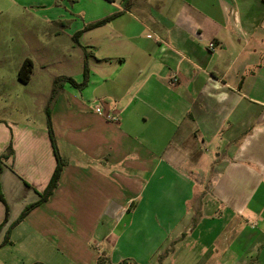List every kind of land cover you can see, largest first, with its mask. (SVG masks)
Masks as SVG:
<instances>
[{
    "label": "crops",
    "instance_id": "1",
    "mask_svg": "<svg viewBox=\"0 0 264 264\" xmlns=\"http://www.w3.org/2000/svg\"><path fill=\"white\" fill-rule=\"evenodd\" d=\"M0 24V264H264V0H0ZM59 77L65 165L21 220L58 165Z\"/></svg>",
    "mask_w": 264,
    "mask_h": 264
},
{
    "label": "trees",
    "instance_id": "2",
    "mask_svg": "<svg viewBox=\"0 0 264 264\" xmlns=\"http://www.w3.org/2000/svg\"><path fill=\"white\" fill-rule=\"evenodd\" d=\"M105 21H107V20H105ZM32 71H33L32 62L30 60H26L23 64L21 70H20V73H19L20 80L24 83H28L31 79ZM87 75H88V73L86 71V80L79 87H84L87 85V82H88L87 81ZM66 82L75 83L74 80H72L71 78H68V77H59V78H56L54 80L52 94H51V97H50L49 102H48L47 107H46L48 130H49L52 142H53L54 151H55V154L57 157L58 165H57V168L54 172V175L52 177V180H51L48 188L46 189V191L42 195V200L40 202H38L37 204L29 206L24 211L23 215L21 216V220H23L32 209H34L38 205H41L42 203L48 201V199L54 193L55 189L58 187L59 179H60V176H61V173H62V170H63V167L65 164H64V161L61 159L59 152H58V149H57V146H56V139H55L53 125H52V119H51V108H52L53 102L55 101L57 95L60 93V90L62 89L64 83H66ZM8 150L9 151L7 152L8 154H6V156H10V155L14 154V150H13L12 146H10ZM98 264H104V260L100 259Z\"/></svg>",
    "mask_w": 264,
    "mask_h": 264
},
{
    "label": "rangeland",
    "instance_id": "3",
    "mask_svg": "<svg viewBox=\"0 0 264 264\" xmlns=\"http://www.w3.org/2000/svg\"><path fill=\"white\" fill-rule=\"evenodd\" d=\"M9 15L10 14L6 15V17H5L6 20L1 21L3 24H11L10 25L11 28H9L10 34L7 36V42H8L7 47H9L10 50H8L5 53V56L8 57L9 59H11L12 62H17L21 56L23 57L24 54L28 53V51H26L28 49V47H25V48L22 47L23 40H24V38H26V36L23 35V31H24L23 28H25V27H23L24 24L21 20H17V19L16 20H8ZM0 26H1V24H0ZM58 54H60V53H58ZM32 55H33V53H32ZM59 69H60L59 67H55V66L53 67V71H57ZM25 112H26L25 109H22V115H24ZM2 116L5 117V119L11 121V116L6 115V114H2ZM4 124H6V123H4ZM10 146H13V144H10ZM6 154H8V153H6ZM100 246L105 247V244L100 243L99 247Z\"/></svg>",
    "mask_w": 264,
    "mask_h": 264
},
{
    "label": "built area",
    "instance_id": "4",
    "mask_svg": "<svg viewBox=\"0 0 264 264\" xmlns=\"http://www.w3.org/2000/svg\"><path fill=\"white\" fill-rule=\"evenodd\" d=\"M214 49H215V45H214V44H211V46H210V50L213 51ZM171 80H172L173 83H176L178 79H177L176 76H173V77L171 78ZM106 118H107L108 120H110V121H116V120H117V118H116L115 116L110 115V114H107V115H106Z\"/></svg>",
    "mask_w": 264,
    "mask_h": 264
}]
</instances>
